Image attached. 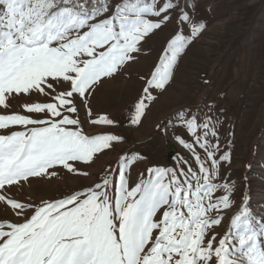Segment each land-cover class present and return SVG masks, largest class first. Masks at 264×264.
<instances>
[{
  "label": "snow or ice",
  "instance_id": "1",
  "mask_svg": "<svg viewBox=\"0 0 264 264\" xmlns=\"http://www.w3.org/2000/svg\"><path fill=\"white\" fill-rule=\"evenodd\" d=\"M173 22L154 70L141 77L129 127L143 124L207 28L185 0H0V108L20 96L52 101L0 114L7 133L0 134V202L13 217L0 221V264H264V215L250 210L247 196L227 215L236 192L222 171L231 165V141L222 149L212 116L177 113L173 139L190 158L178 156L175 167H148L133 179L147 159L133 151L92 171L127 141L114 131L86 134L85 123L123 126L94 117L91 100L138 61L142 42ZM170 127L177 125L165 134ZM60 171L96 179L57 199L16 198L25 184Z\"/></svg>",
  "mask_w": 264,
  "mask_h": 264
},
{
  "label": "rangeland",
  "instance_id": "2",
  "mask_svg": "<svg viewBox=\"0 0 264 264\" xmlns=\"http://www.w3.org/2000/svg\"><path fill=\"white\" fill-rule=\"evenodd\" d=\"M185 3L197 19L206 22L207 28L179 60L167 91L150 106L155 105L153 111L161 122L156 137L141 142L144 136L135 127H129L127 120L145 86L141 77L148 78L154 70L175 28L174 22L142 42L138 61L106 82L91 100L94 117L107 115L123 122V126L107 128L85 123L86 134L114 131L127 141L116 152L97 160L92 171L96 173L109 164L115 166L118 156L133 151L147 157L133 170V179L138 171L147 174L148 167H175L178 156L190 158L173 139V131H181L177 113L188 111L201 119L212 116L219 121L222 149L228 150L231 141V165L225 164L222 169L236 182L232 197L235 207L227 213L228 217L243 206L244 196L248 197V206L254 214L264 215V0H185ZM34 102L52 101L51 97L20 96L11 102L9 109L0 108V114L23 113V104ZM80 118L85 120L83 110ZM169 125L177 127H170L165 134L163 129ZM0 134L7 133L0 130ZM95 179L60 171L46 182L30 187L25 184L16 198L57 199L69 191L91 186ZM10 219H13L10 211L0 202V221ZM229 224L226 218L216 231L223 235Z\"/></svg>",
  "mask_w": 264,
  "mask_h": 264
},
{
  "label": "crops",
  "instance_id": "3",
  "mask_svg": "<svg viewBox=\"0 0 264 264\" xmlns=\"http://www.w3.org/2000/svg\"><path fill=\"white\" fill-rule=\"evenodd\" d=\"M154 108H155V105L149 109L147 118L144 119L143 124L139 127H135L136 131L137 130L140 131V135L144 136V137H141V142L147 143L146 141L152 140V136L153 138H155L156 137L155 133L157 132L156 131L157 125L161 124L160 119L158 120L156 119L157 115H155L154 113V111H156L154 110Z\"/></svg>",
  "mask_w": 264,
  "mask_h": 264
}]
</instances>
